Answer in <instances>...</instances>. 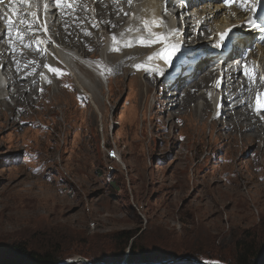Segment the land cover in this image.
Returning <instances> with one entry per match:
<instances>
[{
    "label": "rangeland",
    "instance_id": "1",
    "mask_svg": "<svg viewBox=\"0 0 264 264\" xmlns=\"http://www.w3.org/2000/svg\"><path fill=\"white\" fill-rule=\"evenodd\" d=\"M93 21L100 31V21ZM92 33L89 39L97 43ZM115 40L111 55L132 50L113 48ZM111 55L100 50L97 80L90 79L98 110L61 71L49 78L46 104L28 118L12 124L0 109V262L9 245L23 242L33 251L57 250L60 262L73 258V264H122L130 254L135 264H214L218 260H208L211 245L230 263L237 238L264 231L262 118L247 116L221 131L211 120L212 103L201 134L182 114L167 123V113L159 111L157 123L156 105H164L174 86L153 79L145 90V73L115 71ZM137 60L126 67L133 69ZM203 60L199 70L184 74L188 81L176 80L179 90L197 79L207 90L212 79L208 75L205 87L200 76L218 60ZM3 75L0 87L8 78ZM202 101L192 108L199 110ZM254 122L263 127L256 141L240 128ZM216 153L222 168H212Z\"/></svg>",
    "mask_w": 264,
    "mask_h": 264
},
{
    "label": "bare ground",
    "instance_id": "2",
    "mask_svg": "<svg viewBox=\"0 0 264 264\" xmlns=\"http://www.w3.org/2000/svg\"><path fill=\"white\" fill-rule=\"evenodd\" d=\"M79 1L81 5L77 11L69 6L49 11V22L53 28L51 36L55 40V43H48L49 50L44 44L41 46L36 41L33 30H38V26L33 15L28 14L25 19L17 21L13 28H7L4 21L0 20V80H3V74L8 77L0 87V109L9 113L10 119L14 121L10 123L28 118L30 112L43 108L48 97L46 95L48 87H51L48 83L49 78L58 76L60 71L62 74L69 72L75 86L82 93L88 92L90 94L88 97L97 106L92 80H97L95 70L96 63H100L97 61L100 50L103 55L109 56L112 53L113 49L109 48L112 44L108 40V35L112 34L113 38H116L113 48L132 47V50L129 49V53L122 55L121 58L119 55L109 57L111 60L109 65H112L115 71L122 74L127 72L128 75L145 73L143 76L145 81L141 80L145 90L149 88V80L153 81V79L157 81L169 79L167 82L172 88L174 86L176 92H171L164 99V105L162 106L163 101H159L160 105H156L154 121L158 123L159 111L167 113L169 117L167 123L173 122L176 115L181 118L182 114L181 120L189 121L190 127L198 126L194 130L200 132L211 104L213 103L215 107L217 98L213 95L210 103L209 97L205 95L208 88L206 91H201L198 79L182 90L178 89L177 81L181 80L179 78L188 81L189 77L184 75L187 71H191L190 69L194 67L199 70L205 62L203 59H208V56L217 57L216 52L210 49L215 40L213 32L240 21L246 14L243 10L247 5L240 2L238 6L233 5L224 9L217 0H179L181 3L178 7H173L175 0H123L122 3L114 0ZM6 3L4 2L2 6ZM92 11L102 27L104 25L106 28L104 32H100L103 30L102 27L98 31L99 28L92 23ZM220 11L224 12L219 14ZM130 12L135 16L131 22H128ZM208 23L210 28L207 27ZM87 25H90V30L86 28ZM119 27L121 32L117 31ZM92 32L97 35V43L89 39V34ZM192 34L193 36H190ZM259 41L260 39L255 41L256 50L249 52L250 57L254 58L251 62L249 58L247 59L249 68H254L258 58H260L258 67L264 61V44H260ZM172 45H176L177 50L171 60L166 62L164 51ZM20 47L24 48L25 52ZM92 48L94 51L89 52ZM150 51L152 52L149 54ZM30 57L33 59L31 60ZM137 57L139 60L132 65L133 69L126 67L129 59ZM103 65L105 68L108 67L107 64ZM217 69L218 67L211 66L200 76L201 81L206 84L205 87L208 86V75L213 79ZM223 71L226 76L225 93L229 97L223 101L225 105L221 114L223 117L221 120H215L214 125L220 124L221 130H224L232 127L233 121V123L245 122L247 116L262 118L264 101L258 94V88L261 87L259 78L253 79L249 73L245 75V69L240 67L239 61H235L230 67L226 65ZM152 73L159 74L155 77ZM216 75L218 72L215 73ZM238 79L241 80L238 84L241 89L238 95H234L232 92L237 88ZM51 83L56 84V78ZM201 97L204 101L196 105L199 110L196 107L192 108L191 104ZM56 103L59 104L60 100L58 99ZM229 104H232L231 108L228 107ZM235 112L238 114L232 115ZM184 125L188 126V122ZM258 125L256 122L244 123L240 128L252 131L256 141L263 129ZM73 260L75 259L70 258L68 262Z\"/></svg>",
    "mask_w": 264,
    "mask_h": 264
},
{
    "label": "clouds",
    "instance_id": "3",
    "mask_svg": "<svg viewBox=\"0 0 264 264\" xmlns=\"http://www.w3.org/2000/svg\"><path fill=\"white\" fill-rule=\"evenodd\" d=\"M217 2L219 3V0H217ZM234 6H237V5H234ZM243 11H245L246 13L247 12H250L251 11L250 5H247V7H245V10H243ZM223 12L224 11H220L219 14H221ZM249 18H252V19L256 20V23L257 24H260L261 23V14H260V12H258V17H253L250 14H246L242 19H240V21L237 22L239 24V27H250V26H252L249 23ZM210 27H211L210 26V23H208V28H210ZM228 27L229 26L225 27L223 30H219V31H216V32L214 31L213 32V36L214 37H217L218 35L220 36V34L221 33H224L225 30ZM239 27H236V29L238 30ZM234 33H235V30H233V34ZM241 33H245V32H242L241 31ZM249 34H250V36H249ZM249 34H247L246 36H244V38H242V41L239 40V42H235L232 45L221 46L220 49H219V52L216 53L217 54V57L212 58V57H209L208 56V59H210V60H218V63H222V64H220L221 70H223V68H225L226 65H228L229 67L232 66L235 61H239L240 67L242 69H245V66H247V71L250 74V76L253 79L259 78V80H260L261 87L258 88V92H259L258 94H259L260 98H262L263 101H264V61L262 62L261 66L258 67L260 65V61H259L260 58H258V60L256 59V61L254 63V68L253 67L249 68V65H248V62H247V59L248 58L250 59L249 60L250 62L254 59L253 57H250L249 52L256 50L255 41L258 40V39H260V38L254 36L251 33H249ZM251 38H253V39H251ZM259 43L260 44H264V41L263 40L262 41H259ZM235 53H237V54H236L235 58H233V55ZM218 63H217V66L216 67H218ZM211 66H213V65L211 64L209 67H211ZM216 72H219L218 69H217ZM216 72H214V77L212 79L213 81L211 80L212 83L210 84V86H208V96L210 98H212V96L215 95V94H213V95L212 94L209 95V94H210V92H212L213 83L217 82L218 75L215 76V73ZM239 82H241L240 79H238L236 81L237 88H235L233 90V92H232V94H234V95H238V93L240 92V89L241 88L238 87ZM225 84H226V81H225ZM219 93L220 94H219L218 98L215 95V97L217 98V101H216L215 108H213L214 109L213 110V118L211 120H218L219 118L221 120V114H222V111H223V107L225 106L223 101L229 97L225 93V86H224V88L221 87V89L219 90ZM210 103H211V100H210ZM228 107L231 108L232 107V104H229ZM262 120H263V123H264V115H262ZM219 125L220 124H218V129L221 130L220 129L221 128V125H220V127H219ZM209 131H210V129H209ZM221 131H224V130H221ZM234 131H236V134H237L238 128L235 129ZM243 132H244V129H243ZM216 156H217V153L213 157L214 158V160H213L214 164L212 165V168H215L216 166L222 168L221 167V164H220V161H218V159L216 158ZM232 162H233V159L227 158V163L228 164H230Z\"/></svg>",
    "mask_w": 264,
    "mask_h": 264
},
{
    "label": "trees",
    "instance_id": "4",
    "mask_svg": "<svg viewBox=\"0 0 264 264\" xmlns=\"http://www.w3.org/2000/svg\"><path fill=\"white\" fill-rule=\"evenodd\" d=\"M243 235V237L237 238L238 242L233 246L230 263L226 262L225 258L220 255L217 245H211L208 248V260L211 262L218 260L223 264H264V231L258 236L254 232H246ZM27 245L23 242L9 245L0 264H57L62 260L56 257L55 252L57 250L55 252L54 250L38 252L33 251L35 249L29 250ZM130 256L131 254L126 259L127 264H135L130 260Z\"/></svg>",
    "mask_w": 264,
    "mask_h": 264
},
{
    "label": "snow or ice",
    "instance_id": "5",
    "mask_svg": "<svg viewBox=\"0 0 264 264\" xmlns=\"http://www.w3.org/2000/svg\"><path fill=\"white\" fill-rule=\"evenodd\" d=\"M24 2H27V0H24ZM55 2L57 4H59L61 2V0H55ZM225 2L227 4H232L234 2V0H225ZM258 3H264V0H257ZM253 12L256 11L255 8L252 9ZM32 15L35 17L36 13H32ZM249 23L253 26V27H261L264 28V22L257 24L256 20L249 18ZM236 28V26H233L230 29H226L224 33H221L219 36V43L217 44V47L221 46V44L223 46H227L230 43H235V41L238 39L236 35L233 34V30ZM177 50V46L176 45H172L170 48L165 49L164 51V59L165 61H170L172 56L175 54ZM137 67H140L139 65H137ZM53 71H58L56 69H53ZM245 75H248L247 72V66H245ZM219 83V81H218Z\"/></svg>",
    "mask_w": 264,
    "mask_h": 264
},
{
    "label": "water",
    "instance_id": "6",
    "mask_svg": "<svg viewBox=\"0 0 264 264\" xmlns=\"http://www.w3.org/2000/svg\"><path fill=\"white\" fill-rule=\"evenodd\" d=\"M75 262H76V259L73 260L72 262H68V260H66V261H63V262H59V263H57V264H73V263H75ZM199 263H201V264H205L206 262L200 260ZM102 264H108V263H102ZM122 264H126V262H124V263H122ZM214 264H223V263H221V262H217V263H214Z\"/></svg>",
    "mask_w": 264,
    "mask_h": 264
}]
</instances>
